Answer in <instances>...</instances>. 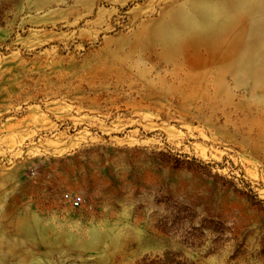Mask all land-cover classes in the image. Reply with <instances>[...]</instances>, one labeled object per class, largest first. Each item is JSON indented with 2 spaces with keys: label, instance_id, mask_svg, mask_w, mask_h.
<instances>
[{
  "label": "rangeland",
  "instance_id": "1",
  "mask_svg": "<svg viewBox=\"0 0 264 264\" xmlns=\"http://www.w3.org/2000/svg\"><path fill=\"white\" fill-rule=\"evenodd\" d=\"M0 264H264V0H0Z\"/></svg>",
  "mask_w": 264,
  "mask_h": 264
},
{
  "label": "built area",
  "instance_id": "2",
  "mask_svg": "<svg viewBox=\"0 0 264 264\" xmlns=\"http://www.w3.org/2000/svg\"><path fill=\"white\" fill-rule=\"evenodd\" d=\"M65 198L72 203L73 207L79 208L82 206V198L81 197H74L70 194L65 195Z\"/></svg>",
  "mask_w": 264,
  "mask_h": 264
}]
</instances>
